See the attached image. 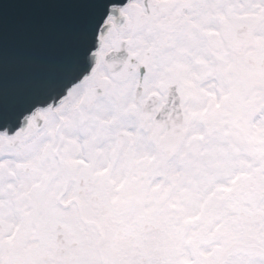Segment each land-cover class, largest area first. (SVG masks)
Here are the masks:
<instances>
[{
    "label": "snow or ice",
    "instance_id": "6c2138e0",
    "mask_svg": "<svg viewBox=\"0 0 264 264\" xmlns=\"http://www.w3.org/2000/svg\"><path fill=\"white\" fill-rule=\"evenodd\" d=\"M0 264H264V0H0Z\"/></svg>",
    "mask_w": 264,
    "mask_h": 264
}]
</instances>
